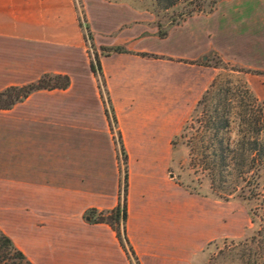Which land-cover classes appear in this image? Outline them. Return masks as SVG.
<instances>
[{"label": "crops", "instance_id": "crops-1", "mask_svg": "<svg viewBox=\"0 0 264 264\" xmlns=\"http://www.w3.org/2000/svg\"><path fill=\"white\" fill-rule=\"evenodd\" d=\"M80 3L115 113L113 127L76 1L0 0V92L44 74L71 79L66 90L37 91L0 109V229L32 264H132L116 232L88 217L92 209L120 204V136L127 154V236L139 264H195L208 243L241 230L215 198L192 194L169 176L170 145L219 72L210 66L212 56L264 71V39L242 42L245 23L235 18L254 13L223 6L171 27L162 39L152 26L156 16L146 10L109 0ZM259 17L250 20L256 32ZM151 35L175 48L132 45ZM205 35L215 42H203ZM233 43H246L240 46L249 62L236 56ZM101 48L124 52L105 56Z\"/></svg>", "mask_w": 264, "mask_h": 264}, {"label": "trees", "instance_id": "trees-1", "mask_svg": "<svg viewBox=\"0 0 264 264\" xmlns=\"http://www.w3.org/2000/svg\"><path fill=\"white\" fill-rule=\"evenodd\" d=\"M182 1L154 0L151 12L159 18L161 12L175 8ZM218 2L219 0H211L209 3L207 0L189 1V7L178 16L179 20H170L167 28H164L161 20H157L158 36L162 39L166 38L171 27L180 25L195 15L213 13ZM131 5L136 9H142L133 4ZM77 11L86 43H88L89 49L93 50L94 40L86 15L83 10L80 11L78 5ZM94 50L90 52L91 67L99 77L102 89L104 88L106 114L113 127L117 123L116 117L107 93L99 54ZM101 52L102 55L110 56L124 51L120 48H101ZM138 55L145 58H161L149 53H138ZM205 64L209 65L208 62ZM228 65L221 59L216 60L213 64L210 63V66L217 69H227ZM230 70L264 76V71H249L237 69L236 67H231ZM70 84L71 79L67 75L44 74L37 81L23 86L9 87L0 92V109L11 108L15 104L24 101L34 92L66 90ZM234 85L232 79L223 78L221 74H218L193 106L172 140L173 149L176 148L179 142L187 145L190 150V168L195 172L202 173L209 180L211 191L209 193L195 191L180 180L177 181L178 184L192 194L210 196L225 202L234 197H238L243 201H250L258 196L261 182H264V141L260 138L264 127L261 126L260 119L257 118L258 110H264V105H256L258 99L246 84ZM258 104L260 103L258 102ZM188 132H192L190 137H188ZM187 138L189 139L185 141ZM116 142L119 144L124 165L121 192L123 193V199L112 210H90L88 217L95 224L109 225L116 232L132 264H139L127 236V154L120 136ZM249 216L254 224L255 218L252 209L249 211ZM215 242L212 241L207 246ZM0 264H32L1 229Z\"/></svg>", "mask_w": 264, "mask_h": 264}, {"label": "rangeland", "instance_id": "rangeland-1", "mask_svg": "<svg viewBox=\"0 0 264 264\" xmlns=\"http://www.w3.org/2000/svg\"><path fill=\"white\" fill-rule=\"evenodd\" d=\"M80 11H82V4L80 0H75ZM111 2H127L142 8L141 10H147L152 13L154 0H109ZM191 0H183L178 6L168 11L160 13L159 18L154 17V22L152 24L153 28L157 25V20H161L164 24V28H167L170 20H179L178 16L186 11L189 7L188 2ZM211 0H207L209 3ZM81 6V7H80ZM225 7L229 9L237 8H250L254 14H259V20H261L259 29L253 31L250 22L251 18H254V14L246 15L243 13H237L235 18L243 19L245 23L246 32L242 35V42H249L252 40L261 41L264 39V0H219L214 12L220 8ZM213 12V13H214ZM211 13V14H213ZM153 14V13H152ZM211 14H198L201 16H209ZM195 15V16H198ZM194 17V16H193ZM188 20V19H187ZM219 21V20H217ZM211 25L217 24L211 21ZM98 42L109 43L114 42V39H100L97 38ZM215 42L214 36L209 37L205 35L203 37V42ZM237 47L236 56L238 58H243L245 55L244 49L240 45H245L246 43H233ZM137 48H146L154 52H168L172 48H175V44L162 42L157 36H149L147 39H140L139 41L132 42ZM240 46V48H239ZM258 47H260L258 43ZM94 50V48H93ZM92 50V51H93ZM91 52V50H90ZM220 59L217 55L212 56L211 63H215L216 60ZM244 61L249 62L247 59ZM225 62V61H224ZM228 63L229 67L227 69H219L218 74H221L223 78H230L236 84H246L253 95L258 99V105H264V78L258 77L253 73L246 72H233L231 67H236L237 69L249 70V71H263L258 68H245L239 65H236L232 62ZM251 69V70H250ZM217 74V75H218ZM234 85V86H235ZM258 119H260L261 126L264 127V110H258ZM188 137H190L192 132H188ZM118 138V134H116ZM262 141H264V131L260 135ZM187 138L185 141H187ZM190 160V150L187 145L179 142L175 149L170 145V159H169V176L173 175V178L176 181H182L187 186H190L191 189L206 193L210 192V183L209 180L204 177L202 173L195 172L189 166ZM122 165V177H123V167ZM123 185V182H122ZM264 182H261L259 188V194L257 197L252 198L250 201H243L238 197L230 199L228 202L217 200L218 208L224 213H232L234 224L238 225L241 234L239 235H226L219 236L211 245L203 249V251L196 257L195 264H264ZM122 192V189H121ZM121 199H123V193H121ZM250 209L254 212L255 223L251 222L249 211Z\"/></svg>", "mask_w": 264, "mask_h": 264}]
</instances>
